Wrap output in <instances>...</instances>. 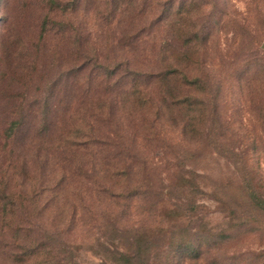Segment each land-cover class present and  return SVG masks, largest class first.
Listing matches in <instances>:
<instances>
[{"label":"rangeland","instance_id":"obj_1","mask_svg":"<svg viewBox=\"0 0 264 264\" xmlns=\"http://www.w3.org/2000/svg\"><path fill=\"white\" fill-rule=\"evenodd\" d=\"M250 192L264 0H0V264H264Z\"/></svg>","mask_w":264,"mask_h":264},{"label":"trees","instance_id":"obj_2","mask_svg":"<svg viewBox=\"0 0 264 264\" xmlns=\"http://www.w3.org/2000/svg\"><path fill=\"white\" fill-rule=\"evenodd\" d=\"M251 194V198H252V201H253V204L254 205H257L258 207H261L262 205H264V199H260L258 196H256V194H254L253 192H250ZM264 207V206H263ZM119 255L122 257V258H125L124 254L122 253H119Z\"/></svg>","mask_w":264,"mask_h":264}]
</instances>
